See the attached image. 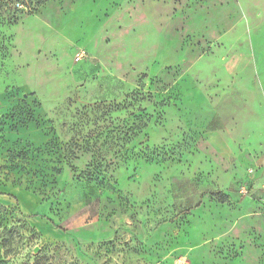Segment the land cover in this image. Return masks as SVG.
<instances>
[{
  "label": "rangeland",
  "instance_id": "374dc122",
  "mask_svg": "<svg viewBox=\"0 0 264 264\" xmlns=\"http://www.w3.org/2000/svg\"><path fill=\"white\" fill-rule=\"evenodd\" d=\"M0 192V264H264V0H0Z\"/></svg>",
  "mask_w": 264,
  "mask_h": 264
},
{
  "label": "trees",
  "instance_id": "16d2710c",
  "mask_svg": "<svg viewBox=\"0 0 264 264\" xmlns=\"http://www.w3.org/2000/svg\"><path fill=\"white\" fill-rule=\"evenodd\" d=\"M0 194H1V192H0ZM35 215H36V214H31V217H32V216H35Z\"/></svg>",
  "mask_w": 264,
  "mask_h": 264
},
{
  "label": "built area",
  "instance_id": "2783aa9c",
  "mask_svg": "<svg viewBox=\"0 0 264 264\" xmlns=\"http://www.w3.org/2000/svg\"><path fill=\"white\" fill-rule=\"evenodd\" d=\"M84 55V53L82 54V56Z\"/></svg>",
  "mask_w": 264,
  "mask_h": 264
}]
</instances>
